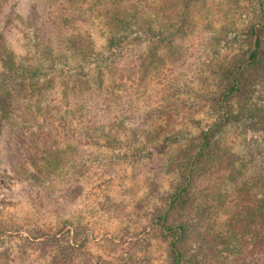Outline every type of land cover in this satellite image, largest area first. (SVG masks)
Wrapping results in <instances>:
<instances>
[{"label":"rangeland","instance_id":"obj_1","mask_svg":"<svg viewBox=\"0 0 264 264\" xmlns=\"http://www.w3.org/2000/svg\"><path fill=\"white\" fill-rule=\"evenodd\" d=\"M230 1L213 0L206 14L197 11L193 29L172 46L155 38L134 43L120 63L104 48L99 22L93 20L88 29L94 47L108 59L93 65L100 88L96 82L90 100L75 98L58 114L51 106L36 136L27 131L20 139L7 127L0 133V264H168L167 242L153 219L183 183V170L171 163L174 147L218 121L203 83L215 81L219 43L231 41L232 25L242 33L258 24L248 13L250 0ZM227 9L233 11L228 20ZM50 14L49 0L5 3L0 31L16 61L29 58L26 42L32 33L57 41ZM157 20L153 16L155 26ZM248 47L236 46L230 55ZM142 60L150 69L145 81L132 69ZM59 118L65 120L59 124ZM44 149L63 170L33 178L31 159ZM233 151L241 182L228 185L227 195L263 183L260 148L241 137ZM227 219L225 214L209 221L214 238L226 235ZM238 264H264V254Z\"/></svg>","mask_w":264,"mask_h":264},{"label":"trees","instance_id":"obj_2","mask_svg":"<svg viewBox=\"0 0 264 264\" xmlns=\"http://www.w3.org/2000/svg\"><path fill=\"white\" fill-rule=\"evenodd\" d=\"M7 1L0 0V10ZM211 1L49 0V18L57 41L32 33L26 42L27 60L14 59L0 31V133L7 127L20 139L27 131L36 136V129L49 120L51 106L58 114L75 98L90 100L96 82L100 88L102 80L92 76L93 65L105 64L108 59L94 47L88 29L93 20L99 22L104 48L110 57L119 56L115 62L120 63L134 43L142 45L155 38L165 42L161 45L172 46L176 38L193 29L197 11H209ZM232 13L227 9L226 20ZM248 13L258 24L242 33L232 25L231 41L219 43L221 49L215 55V81L203 83L210 92L211 106L219 113L218 121L197 137H190V143L174 147L176 152L172 153L171 163L183 170V183L153 219L167 242L168 264H238L264 254V0H250ZM153 16L158 26L153 24ZM207 25L215 32L211 21ZM246 43V51L230 55L234 47L240 51ZM57 48L64 52L57 55ZM147 64L142 60L132 68L144 81L150 71ZM54 100L56 106L52 105ZM241 137L261 150L263 183L245 184L227 195L228 185L241 182L233 151ZM40 151L42 155L31 159L33 178L58 176L63 167L53 164L46 149ZM225 214L229 216L226 235L214 238L209 221Z\"/></svg>","mask_w":264,"mask_h":264},{"label":"water","instance_id":"obj_3","mask_svg":"<svg viewBox=\"0 0 264 264\" xmlns=\"http://www.w3.org/2000/svg\"><path fill=\"white\" fill-rule=\"evenodd\" d=\"M256 41V37H254V42Z\"/></svg>","mask_w":264,"mask_h":264}]
</instances>
